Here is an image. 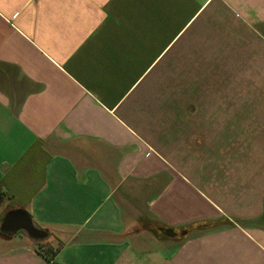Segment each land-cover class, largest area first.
Returning <instances> with one entry per match:
<instances>
[{"label":"crops","instance_id":"1","mask_svg":"<svg viewBox=\"0 0 264 264\" xmlns=\"http://www.w3.org/2000/svg\"><path fill=\"white\" fill-rule=\"evenodd\" d=\"M243 31L264 0H0V264H264V118L249 148L236 117L211 137ZM195 90L201 161L164 138L194 132ZM23 211L45 237H6Z\"/></svg>","mask_w":264,"mask_h":264},{"label":"rangeland","instance_id":"2","mask_svg":"<svg viewBox=\"0 0 264 264\" xmlns=\"http://www.w3.org/2000/svg\"><path fill=\"white\" fill-rule=\"evenodd\" d=\"M243 34L244 56L242 55V57L237 59L239 61L241 60V71L238 73L229 72L226 75V78L223 81L226 82V87L229 88L211 91L210 98L213 101L212 103H217L210 107L211 137L212 141L219 139L220 133L222 137H224L225 134H228L229 139H231V137L234 138L235 133H233L234 130L231 131V129H233L235 123L231 122V120L236 117L238 118L236 122L237 129L239 127L242 134V146L249 148L251 139L255 135L257 127L258 130L262 129V125H257L258 122L256 120L264 118V37L260 34H255L253 31L248 33L243 31ZM247 48L248 51L251 52L250 55H245V50H247ZM182 92L183 91L179 92L180 97ZM195 97L196 101L193 107H182L184 111L193 110L198 113L199 118L197 119H199V121H196L194 125L196 126L194 132L188 135V132L185 131L184 133L182 132V136L184 137L178 136L176 138H171L165 134L166 137L164 136V138L165 140L167 139L169 146H171L172 141L178 145H180L181 141H184L182 142V147L186 148L187 145H190L194 150L192 154L193 158L197 159V161H201L203 140H205L202 136L203 123L201 121L204 107L202 108L201 105H197L198 103H201V101L197 103V100L203 98V91L195 90ZM219 101L222 104H218ZM223 113H226L227 115L226 122L222 120L224 119V115H221ZM218 128L223 129V131L226 130L225 133L223 134V131L214 132V130H218ZM236 139H239L238 136ZM183 145H185V147ZM24 234L27 235L28 233L24 232Z\"/></svg>","mask_w":264,"mask_h":264},{"label":"water","instance_id":"3","mask_svg":"<svg viewBox=\"0 0 264 264\" xmlns=\"http://www.w3.org/2000/svg\"><path fill=\"white\" fill-rule=\"evenodd\" d=\"M12 214L13 213H9L7 217L4 219V223H3L4 229L9 230L10 235L6 236L8 239L13 238L14 235L20 230H24L26 233H28L27 235L29 237L31 236L32 238L35 239L43 238L46 236V234H48L47 229H42L34 224L32 217L27 212L23 211V213L18 217L13 216ZM162 231L165 235L168 236H174L179 234L183 235L188 232L187 230L183 229V231L179 233L177 231H174L173 228H169V227L162 228Z\"/></svg>","mask_w":264,"mask_h":264},{"label":"trees","instance_id":"4","mask_svg":"<svg viewBox=\"0 0 264 264\" xmlns=\"http://www.w3.org/2000/svg\"><path fill=\"white\" fill-rule=\"evenodd\" d=\"M7 193L5 192H0V205L3 204V201L5 200V197H6ZM222 222L224 221H210V222H206V223H197V224H194V225H191L190 228L193 229V228H209V227H214V226H217L219 224H221ZM37 247L44 251L45 253H48V255L50 256L51 259L54 260L56 254H57V251L59 249V247H56L55 245H52L50 243H46V242H42V241H38L37 242ZM55 264H59V262H57L56 260H54Z\"/></svg>","mask_w":264,"mask_h":264}]
</instances>
